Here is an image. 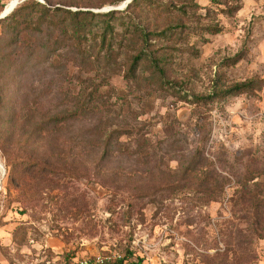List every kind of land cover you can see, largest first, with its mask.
<instances>
[{
    "label": "rangeland",
    "instance_id": "rangeland-1",
    "mask_svg": "<svg viewBox=\"0 0 264 264\" xmlns=\"http://www.w3.org/2000/svg\"><path fill=\"white\" fill-rule=\"evenodd\" d=\"M47 1L98 12L124 3ZM198 2L172 79L186 94L251 81L246 92L196 107L122 76L82 80L69 58L30 70L19 93L4 87L28 99L48 92L57 112L99 91L91 115L60 130L51 185L26 174L17 188L0 157V264L107 253L121 255L114 264H264V0ZM8 40L0 25L4 51Z\"/></svg>",
    "mask_w": 264,
    "mask_h": 264
},
{
    "label": "trees",
    "instance_id": "trees-1",
    "mask_svg": "<svg viewBox=\"0 0 264 264\" xmlns=\"http://www.w3.org/2000/svg\"><path fill=\"white\" fill-rule=\"evenodd\" d=\"M122 1L126 0L111 4ZM220 1L210 0L215 5ZM224 3L230 7L229 1ZM72 5L24 0L0 19V25L9 33L7 50L0 46V157L10 182L17 188L23 187L26 174L37 176L46 185L55 182L59 132L91 115L99 91L95 87L87 95L79 94L73 107L60 112L51 104L48 92L34 94L31 99L23 94H7L5 86L11 92H20V83L30 70L56 71L58 62L69 58L82 80L106 81L111 76H122L128 82L143 81L150 88L169 91L196 107H206L251 87L250 81L228 89L215 88L208 94H186L185 86L172 79L177 45L185 41L184 18L195 15L200 8L198 0H132L124 9L106 12L78 5L73 10ZM120 133L112 132L103 143L104 158Z\"/></svg>",
    "mask_w": 264,
    "mask_h": 264
},
{
    "label": "built area",
    "instance_id": "built-area-1",
    "mask_svg": "<svg viewBox=\"0 0 264 264\" xmlns=\"http://www.w3.org/2000/svg\"><path fill=\"white\" fill-rule=\"evenodd\" d=\"M119 254H96L87 257H78L70 264H114L121 259Z\"/></svg>",
    "mask_w": 264,
    "mask_h": 264
},
{
    "label": "water",
    "instance_id": "water-1",
    "mask_svg": "<svg viewBox=\"0 0 264 264\" xmlns=\"http://www.w3.org/2000/svg\"><path fill=\"white\" fill-rule=\"evenodd\" d=\"M24 0H16V3H21L23 2ZM132 0H126L121 6L119 7H115V8H112V9H124L128 3H130ZM13 11V8L11 10H8V9H4L1 14H0V19L2 18H5L7 15H9L11 12Z\"/></svg>",
    "mask_w": 264,
    "mask_h": 264
},
{
    "label": "bare ground",
    "instance_id": "bare-ground-1",
    "mask_svg": "<svg viewBox=\"0 0 264 264\" xmlns=\"http://www.w3.org/2000/svg\"><path fill=\"white\" fill-rule=\"evenodd\" d=\"M16 5V2L13 1L9 7H7L8 10H11V8H13Z\"/></svg>",
    "mask_w": 264,
    "mask_h": 264
}]
</instances>
